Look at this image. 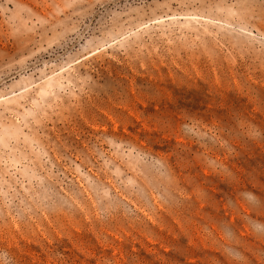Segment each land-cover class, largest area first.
<instances>
[{"label": "rangeland", "instance_id": "rangeland-1", "mask_svg": "<svg viewBox=\"0 0 264 264\" xmlns=\"http://www.w3.org/2000/svg\"><path fill=\"white\" fill-rule=\"evenodd\" d=\"M0 264H264V0H0Z\"/></svg>", "mask_w": 264, "mask_h": 264}]
</instances>
